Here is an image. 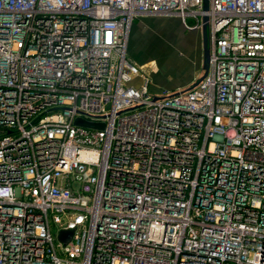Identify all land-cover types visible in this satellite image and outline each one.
<instances>
[{
  "label": "built area",
  "instance_id": "obj_1",
  "mask_svg": "<svg viewBox=\"0 0 264 264\" xmlns=\"http://www.w3.org/2000/svg\"><path fill=\"white\" fill-rule=\"evenodd\" d=\"M208 2L0 0V264H264V0ZM159 13L208 62L155 92Z\"/></svg>",
  "mask_w": 264,
  "mask_h": 264
},
{
  "label": "rangeland",
  "instance_id": "obj_2",
  "mask_svg": "<svg viewBox=\"0 0 264 264\" xmlns=\"http://www.w3.org/2000/svg\"><path fill=\"white\" fill-rule=\"evenodd\" d=\"M133 26L136 29L137 49L135 52L139 61L133 59L145 70V65L142 63L147 61L146 67L150 69L148 71L150 74L151 71L153 74L157 71L163 73L167 77L166 86L171 85L170 87H172L177 80L186 77L188 72L195 68L193 62L196 56L191 57V53L194 51L192 42L187 36L190 34L191 37L196 38L194 35L197 36L198 29L186 28L175 15L160 13L136 18L131 26L130 34ZM151 78L150 89L160 92L157 90L161 88L155 86L153 77Z\"/></svg>",
  "mask_w": 264,
  "mask_h": 264
},
{
  "label": "crops",
  "instance_id": "obj_3",
  "mask_svg": "<svg viewBox=\"0 0 264 264\" xmlns=\"http://www.w3.org/2000/svg\"><path fill=\"white\" fill-rule=\"evenodd\" d=\"M136 29L133 26L132 27V31H131V36H129V41H128V54L129 56L133 59H137L139 61V58L135 52V49H137L136 47V35H135ZM199 33H197L194 35L196 38L191 37V35L189 34L187 37L189 38V40H191L192 42V47H193V53H191V57L194 55L196 56L195 61L193 62V64L195 65L194 69L191 70L190 72H188L186 77H183L179 80H177L172 87L170 86H166V82H167V77L163 74V73H159L158 71L156 73L153 74V72L151 71V77H153V83L155 86L160 87L162 90L164 89H172L178 86H183L185 84H188L192 78L194 76L197 75V72L200 70V66H201V53H202V49H201V39H200V31H198ZM130 42V43H129ZM172 52V51H171ZM133 59V60H134ZM136 61V60H135ZM145 65V68L147 71H149L150 69L147 68V61L145 63H142ZM154 69V68H153ZM152 69V70H153ZM155 70V69H154ZM156 71V70H155ZM157 90V91H162V90Z\"/></svg>",
  "mask_w": 264,
  "mask_h": 264
},
{
  "label": "water",
  "instance_id": "obj_4",
  "mask_svg": "<svg viewBox=\"0 0 264 264\" xmlns=\"http://www.w3.org/2000/svg\"><path fill=\"white\" fill-rule=\"evenodd\" d=\"M209 6L208 0H203V8L207 9ZM207 18L206 15L203 16V21H205ZM201 49H202V57H201V64L203 68L206 70L207 68V62H208V47H207V31H206V23L204 22L201 27ZM205 73V72H204ZM78 122H81V120H77ZM82 123L86 125H91V126H101L102 123H95V122H89L85 121ZM73 233L72 229H63L60 230L58 233V238L61 239L63 242H67L71 235Z\"/></svg>",
  "mask_w": 264,
  "mask_h": 264
}]
</instances>
